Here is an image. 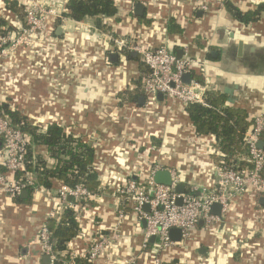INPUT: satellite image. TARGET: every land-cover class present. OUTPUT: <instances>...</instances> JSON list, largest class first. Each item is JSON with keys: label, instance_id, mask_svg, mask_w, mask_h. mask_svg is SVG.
<instances>
[{"label": "crops", "instance_id": "0c3cea01", "mask_svg": "<svg viewBox=\"0 0 264 264\" xmlns=\"http://www.w3.org/2000/svg\"><path fill=\"white\" fill-rule=\"evenodd\" d=\"M10 1L0 0V31L22 25L23 15L10 9ZM56 1L67 7L68 0ZM114 1L118 12L105 20L107 30L98 29L94 17L59 21L52 16L35 47L0 58L1 99H9L35 124L57 122L95 148L101 193L93 196V204L74 200L80 231L68 245L70 255L86 253L109 236L112 243L93 264H156V258L176 264H264L262 196H235L218 226L199 224L185 244L158 252L156 239L144 246L146 222L119 192L130 180L147 183L156 164L175 170L188 186L211 188L217 183L215 136L197 135L180 101L150 103L145 97L141 103L146 68L129 47L188 48L210 90L224 94L226 105L245 108L254 119L264 113V12L256 22L243 24L227 11V0ZM229 1L244 12L264 2ZM171 20L180 31H169ZM115 39L125 46L118 47ZM114 52L113 60L109 54ZM136 92L135 102L128 94ZM36 151L48 165L55 163L46 147ZM61 186L55 181L53 189L28 190V196L20 195L28 201L0 192V264L50 263L39 233L59 209Z\"/></svg>", "mask_w": 264, "mask_h": 264}, {"label": "built area", "instance_id": "2783aa9c", "mask_svg": "<svg viewBox=\"0 0 264 264\" xmlns=\"http://www.w3.org/2000/svg\"><path fill=\"white\" fill-rule=\"evenodd\" d=\"M17 8L23 14L22 25L15 30L1 29L0 31V58H6L22 49H30L36 46L38 39L43 38L48 20L56 17L63 20L66 6L55 0H15ZM204 6L203 8H205ZM118 47H124L123 40H113ZM129 49L136 51L146 68V74L142 82L144 97L150 103L158 102V95L163 94L165 100H177L185 106L189 103H199L210 106L207 94L211 91L208 80L196 77L200 63L190 55L188 48H184L183 55L179 57L176 52L165 46L155 49H146L142 46H131ZM186 73L191 74L190 83L183 80ZM264 136V113L257 115L247 133L248 154L245 160L251 164L245 169H233L232 167L215 164L217 183L213 187L204 185H186V191L179 194L176 186L181 182L173 169L172 184L164 185L156 183L154 174L157 170L167 169L159 164L152 166L147 183L138 184L130 180L120 194L125 205L132 204L131 210L139 219L146 220V232L144 246H147L152 237L157 240V251L162 252L178 248L185 244L192 231L203 222L207 228L218 226L224 221L225 213L230 208L232 198L244 193H253L264 197V148L258 144ZM216 139V138H215ZM0 162L4 164L7 172L0 173V192L7 195H19L23 190L38 191L31 173L26 170V153L30 138L21 129L11 126L8 119L0 114ZM216 144V141H215ZM216 149V148H215ZM216 155L224 156L219 150H214ZM22 172L17 177V173ZM10 173L12 175L10 176ZM59 209L51 214L56 217L64 207L71 204L69 197L76 202L90 192L82 185L71 188L62 185L58 191ZM182 198V203L177 200ZM222 205L221 214L212 213V205ZM148 204L150 209L146 211L144 206ZM124 209V208H123ZM119 217H124L121 210ZM179 228L182 232L180 241L171 238L170 231ZM39 242L44 252L50 256L49 264H56L59 260L53 252L50 242V231L43 225L39 233ZM112 243L109 236L102 238L83 254L71 253V259L63 260L61 264H72L77 257L89 256L95 260L100 253ZM156 264H161V259L156 258Z\"/></svg>", "mask_w": 264, "mask_h": 264}, {"label": "trees", "instance_id": "16d2710c", "mask_svg": "<svg viewBox=\"0 0 264 264\" xmlns=\"http://www.w3.org/2000/svg\"><path fill=\"white\" fill-rule=\"evenodd\" d=\"M10 9L20 12L15 0L10 1ZM227 11L243 24L256 22L264 12V2L258 5L255 10L242 11L231 1L225 2ZM118 7L114 0H68L64 18L81 21L87 17H94L95 25L100 30H107L105 20L117 14ZM60 21V19H58ZM169 31H180L173 24L169 23ZM197 78L201 75L197 72ZM141 84V80L139 82ZM140 93H129L128 98L137 101ZM210 106L199 103H189L186 105V112L194 125L197 135L212 134L216 138L215 147L224 156L214 154L216 163L221 166L232 167L233 169H245L251 166L245 160L248 154L247 133L253 123L249 119V113L245 108L226 105V96L217 91H210L207 94ZM0 114L9 120L14 128L21 129L30 138L26 153V170L31 173L38 187L43 189H53L54 182H61V185L75 187L82 185L89 192L90 196L82 198L81 203L93 204V196L101 193L100 178L94 168L95 148L82 137L67 133L57 122H49L42 127L40 124L32 122L27 115L22 113L17 107H13L9 99L0 98ZM38 146L47 148L49 156L55 160L53 165H48L47 161L36 149ZM7 172L4 164L0 165V173ZM22 172L17 173V177ZM30 194L33 190L30 189ZM15 201H28L20 194L14 195ZM77 204V203H76ZM75 201L63 208L56 216L50 217L46 221V226L50 231V242L53 252L57 254L59 260L56 264H61L63 260H70L68 245L78 235L80 223L77 217ZM132 208V204H128ZM125 208V209H128ZM93 260L88 255L74 258L72 264H93ZM161 264H176L162 262Z\"/></svg>", "mask_w": 264, "mask_h": 264}, {"label": "water", "instance_id": "95a60500", "mask_svg": "<svg viewBox=\"0 0 264 264\" xmlns=\"http://www.w3.org/2000/svg\"><path fill=\"white\" fill-rule=\"evenodd\" d=\"M138 7H140V4H139ZM137 11L140 13V10H138V8H137ZM59 29H60V27H59ZM238 47H239V52H240L241 49L243 48V43H242V41H240ZM176 54H177L179 57H181V56L183 55V52H182V51H178V52H176ZM109 57H110V59H113V60H114V59L117 57V54H116L115 52H114V53H110V54H109ZM183 80H184V82H186V83H190V80H191V74H190V73H186V74H184V76H183ZM224 92H225V93L227 92V93H229L230 95H232V91H228V89H225ZM163 98H164L163 94H159V95H158V99H163ZM228 100H229L230 102H234V100H232L231 97H229ZM140 101H141V103H144V101H145V97L142 96V97L140 98ZM258 145H259L261 148H264V141L261 140V141L259 142ZM1 148H2V141L0 140V149H1ZM154 180H155L156 183H159V184L171 185V184H172V174H171L170 170H168V169H160V170H157V171L155 172V174H154ZM176 191H177L179 194L184 193V192L186 191V185H185L184 183H180V184H178V185L176 186ZM20 195H21L22 197H26V196L29 195V191H28V190H23V191L21 192ZM69 200L71 201L72 198L69 197ZM177 202H178L179 204H181V203H182V198H179V199L177 200ZM221 208H222V205H221L220 203H214V204L212 205V213H214V214H216V215H220V214H221ZM144 209H145L146 211H149V209H150L149 205L146 204V205L144 206ZM144 222H146V220H144ZM200 224L203 225V222L201 221ZM170 235H171V238H172L173 240H175V241H180V239H181V235H182V232H181V230H180L179 228H173V229H171V231H170ZM155 239H156L155 237H152L151 240H152V241H155ZM45 261H46L47 263L50 262V256H49V255H46V256H45Z\"/></svg>", "mask_w": 264, "mask_h": 264}]
</instances>
